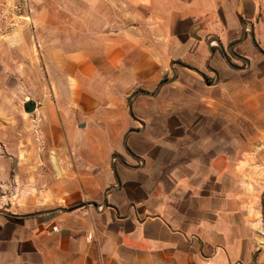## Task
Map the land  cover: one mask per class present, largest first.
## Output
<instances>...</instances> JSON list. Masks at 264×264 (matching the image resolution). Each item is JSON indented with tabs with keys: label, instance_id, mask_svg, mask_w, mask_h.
<instances>
[{
	"label": "crops",
	"instance_id": "1",
	"mask_svg": "<svg viewBox=\"0 0 264 264\" xmlns=\"http://www.w3.org/2000/svg\"><path fill=\"white\" fill-rule=\"evenodd\" d=\"M28 5L0 41V264H264V0Z\"/></svg>",
	"mask_w": 264,
	"mask_h": 264
},
{
	"label": "built area",
	"instance_id": "2",
	"mask_svg": "<svg viewBox=\"0 0 264 264\" xmlns=\"http://www.w3.org/2000/svg\"><path fill=\"white\" fill-rule=\"evenodd\" d=\"M32 26L28 0H0V41L24 29L32 30ZM260 236L264 238V231Z\"/></svg>",
	"mask_w": 264,
	"mask_h": 264
},
{
	"label": "rangeland",
	"instance_id": "3",
	"mask_svg": "<svg viewBox=\"0 0 264 264\" xmlns=\"http://www.w3.org/2000/svg\"><path fill=\"white\" fill-rule=\"evenodd\" d=\"M26 34L25 36H27L28 38L31 37L32 33H31V30L29 29H26V31H24ZM20 33V32H19ZM18 34H16L15 36H17ZM34 43V42H33ZM22 58L25 56L23 54H29V53H33L35 54V52H38L37 50V47L34 45V44H24L22 46ZM21 83L22 85L24 86V89L22 92H20L19 95L17 96H14L12 97V99L14 100V102L16 103V105L18 106L19 108V112H20V117L23 118V117H27L28 114L24 112V109H23V106L26 102H31V97H30V94H29V90H28V78L27 77H21ZM6 112V115L7 116H10L12 115L13 113H16V111L12 108H9V109H6L5 110ZM25 178H22L19 176L15 177V174L10 171L9 173H6V177H5V192H4V195H5V203L9 204V202H12L13 200V197L14 195L13 194H17V199L19 198L18 197V194L20 193V187L23 186L22 183H26L25 182Z\"/></svg>",
	"mask_w": 264,
	"mask_h": 264
},
{
	"label": "water",
	"instance_id": "4",
	"mask_svg": "<svg viewBox=\"0 0 264 264\" xmlns=\"http://www.w3.org/2000/svg\"><path fill=\"white\" fill-rule=\"evenodd\" d=\"M23 109L25 113L31 114L35 109V104L33 102H26L23 106Z\"/></svg>",
	"mask_w": 264,
	"mask_h": 264
}]
</instances>
